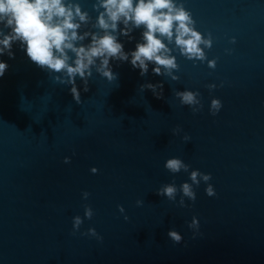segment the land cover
<instances>
[{"label": "water", "instance_id": "95a60500", "mask_svg": "<svg viewBox=\"0 0 264 264\" xmlns=\"http://www.w3.org/2000/svg\"><path fill=\"white\" fill-rule=\"evenodd\" d=\"M78 2L94 18L93 0ZM182 2L212 44L204 63L174 53L176 81L152 74L151 65L140 76L110 61L116 79L93 70L77 104L16 44L11 59L0 56L8 64L0 77V264H264V0ZM132 35L122 38L125 51L138 31ZM146 82H162L160 98L140 91ZM184 89L199 93L196 113L174 97ZM213 97L221 101L215 116ZM170 157L209 173L215 195L200 183L184 208L157 196L161 184L187 181L186 172L163 168ZM74 215L82 224L70 234ZM192 216L195 236L186 226ZM89 227L100 241L80 235Z\"/></svg>", "mask_w": 264, "mask_h": 264}, {"label": "clouds", "instance_id": "9594fccd", "mask_svg": "<svg viewBox=\"0 0 264 264\" xmlns=\"http://www.w3.org/2000/svg\"><path fill=\"white\" fill-rule=\"evenodd\" d=\"M91 16L83 9L78 0H0V56L13 57L12 47L16 44L23 51L30 63L46 71L56 83L67 86L73 101L80 103V91H87L88 79L95 73L104 80L111 82L116 79L112 71V62H127L138 75L144 76L149 71L157 76H165L176 81L174 72L178 69L176 55L179 54L194 63L206 60L205 50L212 44L208 33H201L194 27V20L182 0H93ZM138 31L134 47L125 51L122 38L127 41L134 39L132 33ZM234 38L229 39L233 43ZM230 52V49H225ZM215 58L207 59L209 69L215 67ZM8 68L4 60H0V77ZM81 83L77 88L76 80ZM211 90L216 85L208 84ZM148 89L156 98L163 92L162 82H146L140 85V91ZM174 97L182 106H187L193 113L201 108L199 93L193 90H176ZM221 108L218 98H211L208 104L210 115L215 116ZM180 132L179 126L171 129L172 135ZM181 139L188 141L185 134ZM64 163L69 162L64 157ZM163 168L170 174L187 173V181L178 186L173 183L161 184L155 193L175 202L184 208L185 200H195L194 186L204 183V194L215 195L212 184L208 183L211 176L198 169L189 170V165L180 158L170 157L164 160ZM95 174V167L89 168ZM179 194V196H178ZM87 191L81 192V199L86 200ZM142 201L137 199L139 207ZM117 211L124 213L121 205ZM92 208L83 205V218L90 219ZM127 221L128 217L123 215ZM82 224L80 215L71 218V233L75 234ZM193 236L198 233L199 222L192 216L186 222ZM81 236L93 237L100 241L102 237L89 227L80 232ZM173 244L182 240V235L175 229L166 233Z\"/></svg>", "mask_w": 264, "mask_h": 264}]
</instances>
